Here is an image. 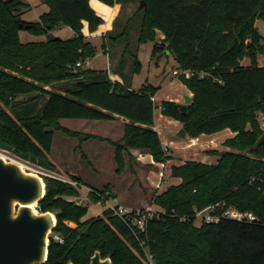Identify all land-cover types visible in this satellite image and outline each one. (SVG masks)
<instances>
[{
  "label": "trees",
  "instance_id": "obj_1",
  "mask_svg": "<svg viewBox=\"0 0 264 264\" xmlns=\"http://www.w3.org/2000/svg\"><path fill=\"white\" fill-rule=\"evenodd\" d=\"M97 1L122 7L137 2ZM143 1L146 7L134 13L142 12L138 44L152 42V57L170 53L177 70L194 73L189 79L177 77L192 94L187 111L163 101L160 114L178 121L189 139L224 129L236 136L222 144L228 149L223 156L209 152L219 155L215 165L191 161L171 167V178L181 183L154 196L152 203L161 211L145 221L143 233L135 234L107 209L83 220L88 205L68 200L79 198L82 182L66 175L77 183L74 187L41 176L45 194L36 210L57 215L46 264H89L97 251L112 264H148L145 248L153 264H264V145L253 149L263 133L257 117L264 114V0ZM41 2L48 10L26 23L21 15L28 3L0 0V150L58 174L50 159L54 132L78 137L61 127V119L110 121L116 116L128 120L122 140L112 143L117 173L125 169L124 155L130 150L149 153L154 163L167 160L153 130L151 98L158 87L134 91L113 82L107 72L84 68L97 50L82 35L83 23L90 34L103 24L89 0ZM59 27L69 28L73 36L50 35ZM20 31L46 40L23 44ZM126 33L107 31L101 50L120 39L128 51ZM133 61L138 74L141 65L136 56ZM66 82L72 85L47 88ZM108 189L89 190V204H104ZM216 205L213 214L232 209L251 213L255 220L194 224V211Z\"/></svg>",
  "mask_w": 264,
  "mask_h": 264
},
{
  "label": "crops",
  "instance_id": "obj_2",
  "mask_svg": "<svg viewBox=\"0 0 264 264\" xmlns=\"http://www.w3.org/2000/svg\"><path fill=\"white\" fill-rule=\"evenodd\" d=\"M120 1H122V0H120ZM139 1L140 0H137L136 3L132 2V3L124 4V6L122 7V5L117 4V3H115L113 6H105L96 0H89L88 5L93 10H95L96 15L101 18L103 24L100 25L97 28V30L91 34L88 32L86 23H83V29H82V35L84 36V38H86L87 41L91 45H93L97 50V53H96L97 55L95 57L99 56L100 53L105 55V57L107 59V64H106L107 66H106L105 70L108 71L109 67L112 66L113 75L110 76V79L113 82L118 83L120 85H124V86L128 85L131 88V90H134V91L140 90L141 87L147 86V84L144 83L139 88H136V89L133 88V85L135 82L134 76L128 77V79H129L127 81L128 84L125 83V79H123V69H122V57H123V54L125 52L124 40H120V39L111 40V44H108L104 50H101V46L103 43L102 37H104V35L107 33V31L114 30L113 35L117 36L118 34L122 33L125 29H128V31L131 29V26L135 23L134 13L137 9L136 7L139 6L138 5ZM96 9L103 13L102 16H99L97 14ZM47 10H48V8H47ZM139 21H141V19ZM62 29H66L69 32H71V30L69 28L59 27V29L51 32L50 35L56 37L57 36L56 33ZM134 30L137 33L138 26H135ZM72 36H73V33L71 32V36L69 38H71ZM162 38H163V36H161V34L159 33L158 39L160 40ZM99 48H100V50H99ZM123 49H124V51H123ZM138 51H139L138 48L135 47V48H131L130 52L134 53V55H137L136 56L137 60L141 65V61L138 58V53H137ZM169 56H171L170 53H164V54L158 55L156 57H152V58L156 61L162 57L168 58ZM94 58H92L91 60H88L85 63V65H84L85 69H87V68L91 69L90 64ZM141 67H142V65H141ZM176 69H173V70H176ZM173 70H172V72H173ZM96 71H98V70H96ZM100 71H103V70H100ZM106 71H104V72H106ZM63 84L64 83L56 85L55 90H61V86ZM180 87L181 88H180L179 92L177 94H175L173 96V98H168L169 102H175L177 105H179V104H183V97L185 95L192 97V94L187 91V89L185 88V86L183 84H181ZM48 89H52V87H50ZM155 97H156V95L152 98L153 99L152 101L154 102V104L156 103ZM159 115H160L159 112L158 113H155V111L153 112V117H154L153 130L155 132H157V134L159 135L161 147L164 148V151L166 152V156L168 159L165 160L166 162L164 161L165 163L160 162L161 164L158 163L159 164L158 165V164L153 163L151 156L147 152L139 151V150H130L129 155H127V154L124 155L125 169L123 171V173L126 172L127 170H128V173L134 172L136 179L139 180V177L140 178H143L144 176L147 177V174H148L147 171L151 170L150 167H152V166L157 167V165H158L160 168L157 167L155 169L156 172L158 173V180H159V187L157 186V188H155V190H154V191L158 192L156 194H160L161 192L165 191L170 186H175V185H178L181 183V180H179L178 178H175V179L171 178V176H170L171 167H173L175 165H182L184 162H191V161L203 163L206 165L207 164L215 165V164H217V161L219 159V155L215 156V155L210 154L209 152L215 151V152H219V154H220V153L228 150L227 148L223 147L222 144L226 140L232 139L236 136V134L232 133L231 131L224 129V130H222V132L211 134V135H201L197 138H190L189 139L185 135V138L181 139L177 136L178 130L181 129V125L179 124V122L176 120L171 121L169 119H163ZM113 118L114 119L106 122V123H109V124H107L108 129H109L108 133H99V132L92 131L91 128L93 127L92 126L93 124H91V121L78 119V121H76L75 123H72V124H76L77 126L78 125L81 126L80 128H78V130H76L74 128L66 127L62 123L63 120L61 119V121H60L61 127L66 129L70 133L78 135V137H72V136L65 135L64 133H61L67 137L77 139V142L72 144V151L73 152L80 151L81 152V160H83L85 165L89 166L90 169H92L93 171L103 168L104 167L103 164L105 163L106 160L108 162L112 161L116 166V163L114 160L115 150H114L112 143H118L122 140L123 135H124L123 130H124L126 123H128V120L127 119L125 120L121 117H116V116ZM158 118L162 119V120H166V123L169 127L168 132L173 134L172 136H169V139H164L162 132H160L159 128L157 127L156 122H157ZM89 126H90V128H88ZM114 132L116 135L114 134ZM55 133H60V132H54V134H53L54 139H53V143H52L51 150H50L51 151L50 159L54 157V153H57V154L62 153V151L64 150L63 147L65 146V142H66V140L63 139V137L59 138L57 140V146H56V150H55V148H54V145L56 144L55 143L56 142ZM111 133H113V134L110 135ZM82 136H91L93 139L85 140V139L81 138ZM52 163L55 167H57L58 172L65 173V176L61 177L62 179L65 178L66 180H68L66 175L73 176V177L79 179V176L77 175V173L73 169L67 167V168H64V170H63V169H61V167H59L58 162L52 161ZM116 167L118 168V166H116ZM116 172H117V169H116ZM129 184L130 185L127 186V188H126V192L131 191V188H130L131 183L129 182ZM83 186H86V185H80V187H81L80 193H82V191H84ZM162 186H164V187L161 188ZM89 190H90V188L87 186V190L85 191V193H88ZM114 194H115V196H117L116 192ZM120 203H121V201H120ZM122 205L126 209L139 210L138 208H136L134 206H131V205L129 206V204H123L122 203ZM144 207L149 208L150 211H152L153 213H157V212L161 211L156 206H155L156 211L152 210V206L145 205ZM142 208L143 207H140V209H142ZM104 209H105V206L102 207V210H100V209L96 210V213H95L96 215H94L92 218H95L96 216L101 215V212ZM83 220H84V218H83Z\"/></svg>",
  "mask_w": 264,
  "mask_h": 264
},
{
  "label": "rangeland",
  "instance_id": "obj_3",
  "mask_svg": "<svg viewBox=\"0 0 264 264\" xmlns=\"http://www.w3.org/2000/svg\"><path fill=\"white\" fill-rule=\"evenodd\" d=\"M24 3H28L29 7L27 10L23 11L21 15V19L23 21L27 22H36L38 20V16L42 15L44 12L47 11V7L40 1V0H21ZM97 1V0H96ZM138 10L139 6L136 7ZM136 9V10H137ZM95 11V10H94ZM97 14L99 16H102V12L97 10ZM142 17V12H139L134 18L135 23L131 26V29L128 31L127 29V43L129 45L128 51H125L122 57V69H123V79H125V83L129 80L128 77L134 76L135 82L133 85V88H139L142 84L146 83L147 85H151L154 88L158 87L157 94L155 97L156 103L154 104L155 113L160 114V104L163 101H168V98H173L175 94H177L180 90V81L175 78V76L172 74V70L176 69L175 61L173 59V56H169L168 58L162 57L158 60H154L152 58V42L147 43H140L138 44V32L141 25V21H139ZM138 26V31L134 30V27ZM159 32L157 33L158 37ZM56 38H60L63 40H67L71 36V32H69L66 29L59 30V32L56 33ZM137 36V37H136ZM46 37H40V36H34L31 35L29 32L26 31H20L19 32V40L23 44H27L28 42H43L45 41ZM126 42L124 41V49H125ZM138 48V58L141 61L142 67L140 69V73H135L133 67H134V61L133 57L137 56L134 55V53H131V48ZM123 49V51H124ZM100 50V48H99ZM158 56V55H156ZM107 59L105 55L101 54L97 57H95L91 64L90 68H87L89 70H103L106 71V65ZM109 78L113 75L112 66L109 67L108 71H106ZM70 82H66V87H69L72 84H69ZM56 85L54 84L51 86H47V88L52 87V89L56 88ZM65 87V86H64ZM10 114L13 115V113L10 112ZM163 119H169L172 121V119L159 115ZM62 123L69 128H74L78 130L80 128V125L72 124L75 123L77 120H70V119H62ZM107 121H91L92 131L99 132V133H108V125L109 123H106ZM157 127L159 128L160 132H162L164 139H169V136H172V133H169V127L166 123V120L159 119L157 120ZM90 128V126L88 127ZM111 133L110 135H112ZM115 134V132H114ZM56 135V144L54 145V148L56 150L57 146V140L59 138H62L66 140L65 146L63 147V151L60 154L54 153V157L51 158V161H56L59 164V167L64 170V168H71L73 169L77 175L79 176L80 182H82L83 190L82 193H80V196L78 199H68L70 201H75L78 204L82 205H88L87 215L84 217V220H88L92 218L94 215H96V210H102V207H104L103 203H97L96 205L89 204L87 197L88 193H85L87 190V186L90 188V190H101L103 187L108 186V192L105 196H108V194H113L112 200H110V204H118L120 206H123V204H129V206H134L138 208L139 210H144L146 207L145 205L152 206V210L156 211L155 205H153L152 201L155 195H157L155 188L157 186L159 187V180H158V173L156 172V168H160L158 165L157 167L152 166L150 167V171H147V177L140 178L139 180L136 179L135 173L131 172L128 173V170L123 173V171L119 174L116 172L117 167L115 164L111 161L108 162L107 160L103 164V168L99 170L93 171L90 169L89 166L85 165L83 160H81V152L72 151V144L77 142V139L67 137L64 134L61 133H55ZM116 135V134H115ZM0 153H2L5 157H8L10 160H15L23 164L26 168L29 170H37L42 172L45 175H50L58 180H64L65 178H61L65 176V173H60L57 171L58 174L44 171L43 169L33 165L25 163L21 160H19L17 157L13 156L9 152L0 150ZM149 154V153H148ZM150 155V154H149ZM151 156V155H150ZM152 158V157H151ZM80 161V162H79ZM166 162V161H165ZM164 162V163H165ZM154 163V162H153ZM163 163V164H164ZM161 164V163H160ZM64 166V167H63ZM57 170V167H56ZM159 170V169H158ZM161 170V169H160ZM66 180V179H65ZM129 182L131 183V191L126 192L127 186H129ZM162 186L161 188H163ZM81 189V187H79ZM89 192V191H88ZM116 195L115 196V193ZM104 197V196H103ZM117 197V198H116ZM118 199V200H117ZM121 201V203H120ZM124 207V206H123ZM140 207H143L140 209ZM152 212V211H151ZM71 228H74L73 224H69Z\"/></svg>",
  "mask_w": 264,
  "mask_h": 264
},
{
  "label": "water",
  "instance_id": "obj_4",
  "mask_svg": "<svg viewBox=\"0 0 264 264\" xmlns=\"http://www.w3.org/2000/svg\"><path fill=\"white\" fill-rule=\"evenodd\" d=\"M138 5L139 9L146 7L143 0ZM29 27L27 25L25 30ZM191 101V96L185 95L183 104L177 105L179 111L185 113ZM185 135L182 128L178 130L179 138L183 139ZM262 145L264 132L253 149ZM44 194L45 183L39 174L0 153V264H46L49 235L56 226L57 215L36 210ZM89 262L112 264L110 259L101 258L98 251Z\"/></svg>",
  "mask_w": 264,
  "mask_h": 264
},
{
  "label": "built area",
  "instance_id": "obj_5",
  "mask_svg": "<svg viewBox=\"0 0 264 264\" xmlns=\"http://www.w3.org/2000/svg\"><path fill=\"white\" fill-rule=\"evenodd\" d=\"M76 66H81L80 63H76ZM172 74L177 78L178 76H184V78L189 79L192 75H194L191 71H180V70H173ZM153 99L151 98V101ZM257 121L259 123V128L264 132V114H259L257 117ZM9 159L8 157H6ZM31 171V170H30ZM33 172L39 174L40 176L47 177L50 175H45L40 171L32 170ZM52 177V176H50ZM62 181V180H60ZM66 183L71 184L74 187H78L77 183L70 182L69 180H63ZM62 181V182H63ZM113 194H108V200L104 201L105 209L109 210L111 214H113L115 217L119 218L124 224H126L127 227H130L135 231V234L137 233H143L144 232V224L145 221L150 218L154 213L150 211L149 208H145L144 210H131L126 209L123 206H120L118 204H110V200H112ZM216 206H209L208 208L200 211H194V224L195 225H202V224H208V223H216L220 219L228 218L236 221L245 220L248 222H252L255 220L254 216L251 213H238L237 211H234L232 209L225 210L224 213L221 215L213 214L215 212ZM184 221V220H183ZM56 240L61 242L59 238L55 237ZM144 255L145 259L148 262V264H153L151 255L147 252L146 248L144 249Z\"/></svg>",
  "mask_w": 264,
  "mask_h": 264
},
{
  "label": "bare ground",
  "instance_id": "obj_6",
  "mask_svg": "<svg viewBox=\"0 0 264 264\" xmlns=\"http://www.w3.org/2000/svg\"><path fill=\"white\" fill-rule=\"evenodd\" d=\"M4 156V155H3ZM5 157V156H4ZM6 158V157H5ZM7 159V158H6Z\"/></svg>",
  "mask_w": 264,
  "mask_h": 264
}]
</instances>
